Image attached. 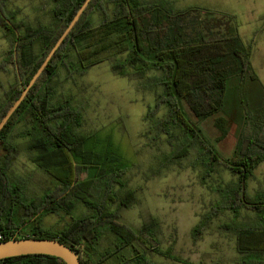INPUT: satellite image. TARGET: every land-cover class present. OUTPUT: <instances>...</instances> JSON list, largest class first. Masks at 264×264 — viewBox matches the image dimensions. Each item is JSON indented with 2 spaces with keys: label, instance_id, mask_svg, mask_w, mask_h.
<instances>
[{
  "label": "trees",
  "instance_id": "trees-1",
  "mask_svg": "<svg viewBox=\"0 0 264 264\" xmlns=\"http://www.w3.org/2000/svg\"><path fill=\"white\" fill-rule=\"evenodd\" d=\"M0 0V25L13 41L9 60L15 64L17 79L5 92L0 121L20 97L51 49L70 24L85 0H52V22L36 26L19 22ZM179 9L170 0H92L78 23L30 90L19 109L0 132V241L33 237L55 239L79 254L82 264H102L119 257L116 264H157L149 252L192 264L159 248V221L152 218L140 227L120 222L119 210L133 202V191L125 189L122 177L128 167L97 159L94 137L77 132L81 125L79 108L70 99H62L53 80L64 69L69 76H84L94 65L111 60V69L121 76L146 78V86L161 90L147 119L151 131L168 136L171 151L166 165L189 158L200 167L202 181L223 166L236 180L219 185L220 199L208 215L193 229L194 236L212 218L222 212L232 214L228 229L236 239L242 264H264V190L248 193L249 180L264 162V123L257 122L248 135H242V147L231 158H224L207 140L193 117H206L220 111L226 94V76L219 64V44L224 40H206L195 11ZM238 36L230 37V53L239 58L243 78L258 79L251 65V48L236 46ZM149 72H155L148 76ZM166 108L163 118L155 113ZM258 111V116L261 115ZM22 124L32 161L55 181L38 200L26 193V181L13 179L11 170L18 156L12 140ZM221 138L226 137L227 120L220 118ZM156 135V134H155ZM157 135V136H158ZM220 138V139H221ZM245 143V144H244ZM107 160L111 161L109 156ZM195 166V167H196ZM89 167L91 173L80 179L78 173ZM206 182V181H205ZM79 205L90 213L71 217L62 228L43 229V217L49 214L71 215ZM17 220V223L15 222ZM23 227L30 232L21 234ZM110 238L103 251L101 244ZM83 245L87 259L80 253ZM129 250L128 254L124 253ZM0 264H66L61 258L35 254L10 257Z\"/></svg>",
  "mask_w": 264,
  "mask_h": 264
},
{
  "label": "rangeland",
  "instance_id": "rangeland-1",
  "mask_svg": "<svg viewBox=\"0 0 264 264\" xmlns=\"http://www.w3.org/2000/svg\"><path fill=\"white\" fill-rule=\"evenodd\" d=\"M170 1L179 9L198 7L195 14L206 40H224L219 44L222 56L219 67L226 76L224 105L220 111L206 117H193L192 121L222 157L231 158L243 145L241 136L248 135L255 123H264V0ZM5 8L16 20L29 25L52 22V0H7ZM234 35L239 37L236 46L251 48L250 60L258 77L256 81L243 78L239 58L230 53L233 43L229 38ZM10 50H13V41L0 25V107L6 101L5 92L17 79L15 64L8 58ZM111 62L109 59L94 65L84 76L72 77L61 69L53 83L62 99H70L79 108L81 125L77 132L94 137L99 162L128 167L122 177L123 193L132 190L134 198L130 207L119 210L120 222L140 227L157 218L159 248L169 249L192 264H242L235 235L228 229L233 217L230 212L212 215L200 234H193L194 227L220 199L216 188L236 180L237 176L218 166L203 182L200 167L192 161L194 152L179 164L166 165V156L172 149L168 136L151 131L153 122L147 119L161 90L148 88L147 77L116 74ZM154 74L149 72L148 76ZM258 111L263 115L258 116ZM165 114L166 108H163L155 113L154 120ZM220 118L227 120L228 133L224 138L220 137L221 127L217 124ZM23 129L20 124L11 136L18 145L11 177L23 178L26 193L40 200L47 189L55 186V181L32 161L28 139L21 136ZM90 173L91 169L84 167L78 176L86 179ZM260 190H264V162L255 169L248 184L250 195ZM88 213V208L78 204L72 216L63 212L44 216L42 228L58 230L68 224L71 217ZM30 230L23 227L20 232L25 234ZM111 240H103V251ZM79 250L87 259L85 247L81 245ZM149 257L157 264H185L153 251L149 252ZM118 259L113 257L102 264H116Z\"/></svg>",
  "mask_w": 264,
  "mask_h": 264
},
{
  "label": "water",
  "instance_id": "water-1",
  "mask_svg": "<svg viewBox=\"0 0 264 264\" xmlns=\"http://www.w3.org/2000/svg\"><path fill=\"white\" fill-rule=\"evenodd\" d=\"M91 1L92 0L84 1L82 6L79 8L77 13L71 20L68 27L62 33L60 38L57 40V42L51 49L50 53L47 55L41 66L38 68L37 72L33 75L30 82L22 88L20 97L10 106V108L0 121V132L4 129V127L9 122L10 118L14 115L16 110L19 109L23 101L26 99L30 90L41 77L44 70L56 54L57 50L63 44V42L73 30L75 25L78 23ZM35 254L55 256L61 258L66 264H82L79 254L76 251L55 239H38L33 237H27L12 238L9 240L0 241V260L10 257Z\"/></svg>",
  "mask_w": 264,
  "mask_h": 264
},
{
  "label": "built area",
  "instance_id": "built-area-1",
  "mask_svg": "<svg viewBox=\"0 0 264 264\" xmlns=\"http://www.w3.org/2000/svg\"><path fill=\"white\" fill-rule=\"evenodd\" d=\"M2 238V236L0 235V239Z\"/></svg>",
  "mask_w": 264,
  "mask_h": 264
}]
</instances>
